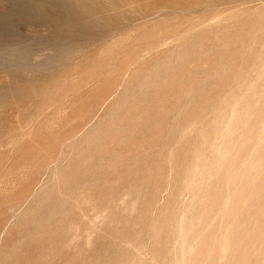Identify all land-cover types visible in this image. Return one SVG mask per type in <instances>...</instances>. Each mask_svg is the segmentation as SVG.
Masks as SVG:
<instances>
[{
  "label": "rangeland",
  "instance_id": "rangeland-1",
  "mask_svg": "<svg viewBox=\"0 0 264 264\" xmlns=\"http://www.w3.org/2000/svg\"><path fill=\"white\" fill-rule=\"evenodd\" d=\"M114 1L0 2V264H264V0Z\"/></svg>",
  "mask_w": 264,
  "mask_h": 264
},
{
  "label": "bare ground",
  "instance_id": "bare-ground-1",
  "mask_svg": "<svg viewBox=\"0 0 264 264\" xmlns=\"http://www.w3.org/2000/svg\"><path fill=\"white\" fill-rule=\"evenodd\" d=\"M18 1H19V0H18ZM35 1H36V0H35ZM43 1H44V0H43ZM48 1H49V0H48ZM55 1H56V0H55ZM89 1H90V0H89ZM112 1H113V0H112ZM115 1H116V0H115ZM115 1H114V2H115ZM129 1H130V0H129ZM218 1H220V0H218ZM218 1L216 2V4L218 3ZM226 1H227V0H226ZM232 1H233V0H232ZM248 1H249V0H248ZM0 2H1V0H0ZM2 2H3V1H2ZM20 2H21V1H20ZM20 2H19V3H20ZM23 2H24V1H23ZM25 2H26V1H25ZM110 2H111V0H110ZM133 2H134V1H133ZM212 2H213V0H212ZM221 2H222V3H223V2L225 3L224 0H221ZM246 2H247V1H246ZM251 2H252V1H251ZM262 2H263V1H262ZM3 3H4V2H3ZM11 3H12V2H11ZM19 3H18V4H19ZM27 3H28V2H27ZM42 3H43V2H42ZM50 3H51V2H50ZM103 3H104V1H103ZM111 3H112V2H111ZM135 3H136V2H135ZM229 3H234V2H229ZM229 3H228V4H229ZM235 3H236V2H235ZM235 3H234V4H235ZM249 3H250V2H249ZM252 3H253V2H252ZM0 4H2V3H0ZM20 4H21V3H20ZM30 4H31V3H30ZM37 4H38V3H37ZM44 4H45V3H44ZM115 4H116V3H115ZM115 4H114V5H115ZM125 4H126V3H125ZM212 4H213V3H212ZM212 4H211V5H212ZM218 4H219V3H218ZM243 4H245V3L243 2ZM250 4H251V3H250ZM2 5H3V4H2ZM4 5H5V3H4ZM26 5H28V4H26ZM100 5H101V4H100ZM100 5H99V6H100ZM105 5H106V4H105ZM107 5H108V4H107ZM120 5H121V4H120ZM211 5H210V6H211ZM237 5H238V4H237ZM246 5H248V4H246ZM33 6H35V5H33ZM41 6H44V5H41ZM46 6H48V5H46ZM81 6L83 7V5H81ZM96 6H98V5H96ZM102 6H103V5H102ZM131 6H132V5H131ZM213 6H214V5H213ZM2 7H3V6H2ZM8 7H9V6H8ZM11 7H12V6H11ZM27 7H28V6H26V8H27ZM50 7L52 8V6H50ZM53 7H54V6H53ZM214 7H215V6H214ZM233 7H234V6H232V8H233ZM235 7H236V6H235ZM237 7H238V6H237ZM21 8H22V6H21ZM21 8H20V9H21ZM23 8H24V7H23ZM37 8H38V7H37ZM41 8H42V7H41ZM61 8H62V7H61ZM77 8H78V7H77ZM110 8H111V7H110ZM124 8H125V7H124ZM133 8H134V6H133ZM133 8H132V9H133ZM138 8H140V7H138ZM242 8H244V7H242ZM6 9H7V8H4V10H6ZM16 9L18 10L17 7H16ZM34 9H35V8H34ZM57 9H58V8H57ZM83 9H84V8H83ZM97 9L99 10V8H97ZM100 9H101V8H100ZM126 9H127V7H126ZM244 9H245V8H244ZM2 10H3V9H2ZM4 10H3V11H4ZM14 10H15V8H14ZM40 10H41V9H40ZM49 10H50V9H49ZM64 10H65V9H64ZM68 10H69V9H68ZM103 10H104V9H103ZM113 10H114V9H113ZM116 10H117V9H116ZM18 11H19V10H18ZM36 11H37V10H36ZM36 11H35V12H36ZM81 11H82V10H81ZM83 11H85V10H83ZM105 11H107V9H106ZM117 11H118V10H117ZM38 12H39V11H38ZM40 12H41V11H40ZM42 12H43V11H42ZM42 12H41V14H42ZM58 12H59V11H58ZM58 12H57V13H58ZM72 12H73V11H72ZM100 12H101V11H100ZM107 12H108V11H107ZM131 12H132V11H131ZM133 12H134V11H133ZM135 12H136V11H135ZM1 13H3V12H1ZM4 13H5V12H4ZM8 13H10V12H8ZM8 13H7V14H8ZM27 13H28V12H27ZM55 13H56V11H55ZM69 13H70V12H69ZM83 13H84V12H83ZM87 13H88V12H87ZM142 13H143V11H142ZM155 13L157 14V12H155ZM28 14H29V13H28ZM30 14H33V13L30 12ZM60 14H61V13H60ZM70 14H71V13H70ZM103 14H104V12H103ZM11 15H12V14H11ZM43 15H44V14H43ZM47 15H48V14H47ZM71 15H72V14H71ZM78 15H79V14H78ZM123 15H124V14H123ZM140 15H141V14H140ZM26 16H27V14H26ZM48 16H49V15H48ZM76 16H77V15H76ZM89 16H90V13H89ZM91 16H92V15H91ZM91 16H90V17H91ZM114 16H115V15H114ZM153 16H154V14H153ZM42 17H43V16H41V18H42ZM44 17H45V16H44ZM49 17H50V16H49ZM61 17H62V16H61ZM64 17H65V16H64ZM66 17H67V16H66ZM66 17H65V18H66ZM77 17H78V16H77ZM92 17H93V19H94V16H92ZM142 17H143V16H142ZM34 18H35V17H34ZM39 18H40V17H39ZM50 18H51V17H50ZM67 18L69 19V17H67ZM83 18H84V16H83ZM126 18H127V15H126ZM131 18H132V17H130V20H131ZM150 18H151V17H150ZM6 19H7V18H6ZM15 19H19V20H20V18H16V17H15ZM21 19H22V18H21ZM42 19H44V18H42ZM46 19H47V18H46ZM87 19H88V18H87ZM99 19H100V18H99ZM106 19H107V18H106ZM116 19H118V18H116ZM145 19H146V18H145ZM9 20H10V19H9ZM31 20H32V19H31ZM39 20H40V19H39ZM47 20H48V19H47ZM53 20H55V19H53ZM58 20H59V18H58ZM62 20L64 21V19H62ZM69 20H70V19H69ZM94 20H96V19H94ZM132 20H134V19L132 18ZM132 20H131V21H132ZM143 20H144V19H143ZM143 20H142V21H143ZM149 20H150V19H149ZM151 20H152V19H151ZM3 21H4V20H3ZM5 21H6V20H5ZM7 21H8V20H7ZM7 21H6V22H7ZM14 21H16V20H14ZM23 21H24V20H23ZM80 21L83 22V19L80 20ZM88 21H89V20H88ZM91 21H92V20H91ZM105 21H106V20H105ZM111 21H112V20H111ZM116 21H117V20H116ZM44 22L47 23V21H44ZM56 22H57V21H56ZM60 22H61V21H60ZM60 22H58V23H60ZM73 22H74V21H73ZM84 22H85V21H84ZM93 22H96V21H93ZM122 22H123V21H122ZM4 23H5V22H4ZM40 23H41V22H40ZM68 23H69V22H68ZM87 23H89V22H87ZM101 23H103V21H101ZM116 23H117V22H116ZM132 23H134V21H133ZM143 23H144V22H143ZM27 24H28V23H27ZM29 24H30V23H29ZM47 24H48V23H47ZM49 24H50V23H49ZM52 24H53V23H52ZM78 24H79V23H78ZM113 24H115V23H113ZM3 25H5V24H3ZM10 25H11V24H10ZM16 25H17V24H16ZM18 25H19V24H18ZM32 25H33V24H32ZM41 25H42V24H41ZM41 25H40V26H41ZM56 25H59V24H56ZM83 25H84V24H83ZM69 26H70V25H69ZM71 26H72V25H71ZM84 26H85V25H84ZM86 26H87V25H86ZM109 26H110V25H109ZM34 27H35V26H34ZM50 27H51V25H50ZM66 27H67V26L65 25L64 29H66ZM72 27H73V26H72ZM124 27H125V25H124ZM7 28H8V27H7ZM16 28H18V27H16ZM37 28H39V27H37ZM51 28H52V30H53V29H54V30L57 29L56 27H55V28L51 27ZM60 28H61V27H60ZM101 28H106V29H107V27H103V26H102ZM110 28H111V27H110ZM117 28H118V27H117ZM122 28H123V27H122ZM39 29H40V28H39ZM42 29H43V28H42ZM64 29H63V30H64ZM82 29H84V27H83ZM106 29H105V30H106ZM92 30H93V29H92ZM108 30H109V29H108ZM119 30H120V29H119ZM121 30H122V29H121ZM8 31H9V30H8ZM39 31H40V30H39ZM75 31H76V30H75ZM75 31H74V32H75ZM78 31H79V30H78ZM81 31H82V30H81ZM90 31H91V30H90ZM94 31H96V30H94ZM117 31H118V29H117ZM5 32H7V30H6ZM50 32H51V30H50ZM60 32H61V31H60ZM60 32H59V33H60ZM71 32H72V31H71ZM88 32H89V31H88ZM103 32H104V31H103ZM118 32H119V31H118ZM48 33H49V32H48ZM56 33H57V32H56ZM77 33H78V32L76 31V35H77ZM80 33H83V31L80 32ZM115 33H116V32H115ZM119 33H120V32H119ZM10 34H11V33H10ZM39 34H40V33H39ZM60 34H61V33H60ZM60 34H59V35H60ZM62 34H63V32H62ZM83 34H84V33H83ZM85 34H86V32H85ZM85 34H84V35H85ZM91 34H92V32H91L89 35H91ZM100 34H101V32H100ZM52 35H53V34H52ZM72 35H73V34H72ZM74 35H75V34H74ZM76 35H75V36H76ZM105 35H106V34H105ZM112 35H113V34H112ZM9 36H11V35H9ZM12 36H13V35H12ZM28 36H29V35H28ZM28 36H27V37H28ZM36 36H37V34H36ZM61 36H62V35H61ZM63 36H64V34H63ZM63 36H62V38H63ZM67 36H68V35H67ZM81 36H82V35H81ZM81 36H80V38H81ZM98 36H99V33H98ZM106 36H107V35H106ZM13 37H14V36H13ZM18 37H19V36H18ZM21 37H22V36H21ZM24 37H25V36H24ZM40 37H41V36H40ZM54 37H55V36H54ZM58 37H59V36H58ZM77 37H79V36H77ZM77 37H76V38H77ZM84 37H85V36H84ZM88 37H89V36H88ZM102 37H104V36H102ZM14 38H15V37H14ZM25 38H26V37H25ZM25 38H24V39H25ZM32 38H33V37H32ZM46 38H47V37H46ZM62 38H61V39H62ZM66 38H67V37H66ZM86 38H87V37H86ZM99 38H100V37H99ZM17 39H18V38H17ZM71 39H72V38H71ZM83 39H84V38H83ZM87 39H88V38H87ZM100 39H101V38H100ZM100 39H99V40H100ZM11 40H12V39H11ZM21 40H22V39H21ZM27 40H28V39H26V41H27ZM32 40H35V39H32ZM42 40L44 41V39H42ZM73 40H74V39H73ZM104 40H105V39H104ZM14 41H15V40H14ZM14 41H13V42H14ZM18 41H20V40H18ZM24 41H25V40H24ZM38 41H40V40H38ZM53 41H54V40H53ZM79 41H80V40H78L77 44H79ZM86 41H87V40H86ZM90 41H91V40H90ZM92 41H93V40H92ZM94 41L96 42V40H94ZM102 41H103V40H102ZM2 42H7V41H2ZM8 42H9V41H8ZM8 42H7V43H8ZM29 42H30V41H29ZM46 42H48V41H46ZM46 42H45V43H46ZM58 42H59V41H58ZM69 42H70V41H69ZM73 42H74V41H73ZM73 42H71V43H73ZM88 42H89V41H88ZM95 42H94V45H95ZM97 42H98V41H97ZM20 43H22V42H20ZM23 43H24V42H23ZM23 43H22V44H23ZM38 43H39V42H38ZM43 43H44V42H43ZM56 43H57V41L55 42V45H56ZM59 43H60V42H59ZM75 43H76V42H75ZM80 43H81V42H80ZM83 43H84V42H82V44H83ZM86 43H87V42H86ZM10 44H11V42H10ZM14 44L16 45V44H18V43H14ZM61 44H62V43H61ZM61 44H60V47H61ZM77 44H75V45H77ZM82 44H81V45H82ZM91 44H92V43H91ZM3 45H4V44H3ZM5 45H6V44H5ZM12 45H13V44H12ZM15 45H14V46H15ZM19 45H20V44H19ZM33 45H34V44H33ZM55 45H54V46H55ZM57 45H58V44H57ZM66 45H67V44H66ZM81 45H80V46H81ZM83 45H84V44H83ZM89 45H90V44H89ZM9 46H10V45H9ZM9 46H6V47H9ZM22 46H25V45H22ZM22 46H21V47H22ZM26 46H29V45H26ZM46 46H47V45H46ZM62 46H64V47H63V49H64V48H65V44H63ZM86 46H87V48H86V47H85V48L83 47V51H84V49H86V50L88 49L89 46H88V45H86ZM0 47H1V46H0ZM2 47H3V46H2ZM19 47H20V46H19ZM37 47H38V46H37ZM41 47H42V46H41ZM57 47H58V46H57ZM57 47H56V48H57ZM76 47H79V46H75V48H76ZM10 48H12V47H10ZM32 48H33V47H32ZM35 48H36V47H35ZM54 48H55V47H54ZM71 48H72V47H71ZM71 48H70V49H71ZM81 48H82V47H81ZM5 49L7 50V48H5ZM8 49H9V48H8ZM52 49H53V48H52ZM52 49H51V50H52ZM58 49H59V47H58ZM58 49H57L56 51H58ZM68 49H69V47H68ZM18 50H19V49H17V51H18ZM24 50H25V49H24ZM65 50H66V48H65ZM0 51H1V50H0ZM3 51H4V50H3ZM8 51H9V50H8ZM25 51H26V50H25ZM29 51H30V50H29ZM29 51H28V52H29ZM38 51H40V50H38ZM43 51H45V50H43ZM53 51H54V50H53ZM56 51H55V52H56ZM60 51H61V50H60ZM77 51H78V50H77ZM79 51H80V50H79ZM79 51H78V52H79ZM9 52H10V51H9ZM9 52H8V54H9ZM15 52H16V50H15ZM19 52H21V51L19 50ZM30 52H31V51H30ZM66 52H67V51H65V53H66ZM68 52H72V51L69 50ZM80 52H82V51H80ZM4 53H5V51H4ZM17 53H18V52H16V54H17ZM52 53H53V52H52ZM58 53H59V51H58ZM58 53H57V54H58ZM65 53H64V51H63V54H65ZM74 53L77 54L76 51H75ZM37 54H38V53H37ZM41 54H42V53H41ZM43 54H44V53H43ZM61 54H62V52H61ZM61 54L59 55V57L61 56ZM63 54H62V55H63ZM68 54H69V53H68ZM4 55H5V54H4ZM9 55H11V54H9ZM19 55H20V57H21V55H23V53H21V54H19ZM19 55H18V56H19ZM78 55H80V54H78ZM82 55H83V54H82ZM24 56H25V55H24ZM64 56H67V55H64ZM5 57H9V56H5ZM27 57H29V56L27 55ZM27 57H26V59H27ZM47 57H48V56H47ZM50 57H51V56H50ZM56 57H57V56H56ZM59 57H58V58H59ZM62 57H63V56H62ZM0 58H1V57H0ZM9 58H10V57H9ZM9 58H8V59H9ZM23 58H24V57H23ZM74 58H76V57H74ZM29 59H30V58H29ZM46 59H47V58H46ZM52 59H53V58H52ZM54 59H55V58H54ZM63 59H65V58H63ZM72 59H73V58H72ZM32 60H33V59H32ZM61 60H62V59H61ZM70 60H71V59H70ZM70 60H69V61H70ZM9 61H10V60H9ZM13 61H14V60H13ZM20 61H21V59H20ZM43 61L46 62V60H43ZM58 61H59V59H58ZM72 61H73V60H72ZM2 62H3V61H2ZM11 62H12V61H11ZM14 62H15V61H14ZM32 62H33V61H32ZM37 62H38V61H37ZM39 62H40V61H39ZM54 62H55V61H54ZM54 62H53V63H54ZM5 63H6V62H5ZM29 63H31V62H28V64H29ZM48 63H49V62H47L46 64H48ZM61 63H62V62H61ZM70 63H71V62H69V64L66 63V65H69V66H70V65H71ZM7 64H8V63H7ZM23 64H24V63H23ZM26 64H27V63H26ZM31 64H32V63H31ZM39 64H40V63H39ZM39 64H38V65H39ZM42 64H45V63L42 62ZM51 64H52V62L50 63V67H51ZM54 64H55V63H54ZM56 64H57V63H56ZM73 64H75V63H73ZM14 65H16V64H14ZM20 65H21V64H20ZM32 65H34V64H32ZM58 65H59V64H58ZM63 65H65V64H63ZM1 66H2V65H1ZM21 66H22V65H21ZM34 66H35V65H34ZM39 66H40V65H39ZM39 66H38V67H39ZM53 66H54V65H53ZM61 66H62V65H61ZM42 67H43V66H42ZM44 67H46V66H44ZM50 67H49V68H50ZM72 67H73V66H72ZM5 68H6V67H5ZM8 68H10V67H8ZM35 68H36V67H35ZM32 69H33V68H32ZM67 69H68V68H67ZM17 70H18V69H17ZM0 71H1V70H0ZM9 71H11V70H9ZM27 71H28V70H27ZM35 71H36V70H35ZM35 71H34V72H35ZM42 71H46V70H42ZM52 71H53V70H52ZM59 71H61V70H59ZM1 72H2V71H1ZM4 72H5V71H4ZM18 72H19V71H18ZM10 73H11V72H10ZM28 73H29V71H28ZM48 73H49V72H48ZM58 73H59V72H58ZM29 74H31V72H30ZM32 74H33V73H32ZM38 74H39V73H38ZM38 74H37V75H38ZM41 74H42V73H41ZM59 74H60V73H59ZM8 75H9V74H8ZM12 75H13V74H12ZM51 75H52V74H51ZM51 75H50V76H51ZM47 76H49V75H47ZM47 76L45 75V77H47ZM59 76H60V75H59ZM12 77H13V76H12ZM12 77H11V78H12ZM33 77H34V76H33ZM42 77H43V76H42ZM45 77H43L42 79H44ZM9 78H10V77H9ZM11 78H10V80H11ZM34 78H35V77H34ZM14 79L17 80L18 78H15V77H14ZM35 79H36V78H35ZM42 79H41V80H42ZM46 79H47V78H46ZM49 79H50V77H49ZM24 80H26V79H24ZM24 80H23V81H24ZM57 80H58V79H57ZM18 81H20V80H17V82H18ZM34 81H35V80H34ZM9 82H10V81H9ZM11 82H12V81H11ZM36 82H37V80H36ZM36 82H35V83H36ZM47 82H48V79H47ZM54 82H55V81H54ZM11 84H12V83H11ZM38 84H39V83H37V85H38ZM18 85H20V83H19ZM18 85H17V86H18ZM14 86H15V85H14ZM17 86H16V87H17ZM31 86H32V85H31ZM26 87H27V86H26ZM39 87H40V86H39ZM12 88H13V87H12ZM7 89H8V88H7ZM4 90H5V88H4ZM34 90H35V89H34ZM35 91H36V90H35ZM108 92H109V91H108ZM115 92H116V91H115ZM5 93H6V92H5ZM30 93H31V92H30ZM8 95H9V93H8ZM4 96H5V95H4ZM12 96H13V95H12ZM29 98H30V96L28 97V99H29ZM30 99H31V98H30ZM24 101H26V100H24ZM259 101H260V100H259ZM249 114H250V113H249ZM255 119H257V118H255ZM255 123H257V122H255ZM255 125H256V124H255ZM247 126H248V125H247ZM254 127H255V126H254ZM253 131H254V130H253ZM240 141H241V140H240ZM247 143H249V142H247ZM247 143H246V144H247ZM241 150H242V149H241ZM233 151H234V150H233ZM227 152H228V151H227ZM243 153H244V152H243ZM228 154H229V153H228ZM230 155H231V154H230ZM241 155H242V154H241ZM244 155H245V154H243L242 156H244ZM226 156H227V155H226ZM232 156H233V155H232ZM242 156H241V158H242ZM238 157H239V156H238ZM236 158H237V157H236ZM236 158H234L235 161H236ZM229 159H230V158H229ZM231 159H232V158H231ZM242 159H243V158H242ZM242 159H241V161H242ZM220 162H221V161H220ZM234 165H235V164H234ZM235 167H236V166H235ZM228 168H229V167H228ZM231 169H232V168H231ZM224 170H225V169H224ZM226 170H227V169H226ZM233 170H234V169H233ZM228 171H229V170H228ZM231 171H232V170H231ZM224 172H226V171H224ZM263 172H264V171H263ZM231 173H232V172H231ZM263 174H264V173H263ZM263 174H262V176H259V177L262 178V177L264 176ZM230 175H231V174H230ZM221 176H222V175H221ZM223 176H224V174H223ZM257 176H258V175H257ZM238 177H239V176H238ZM226 178H227V177H226ZM253 179H254V178H253ZM253 179H252V180H253ZM257 179H258V178H257ZM263 179H264V177H263ZM263 179H262V180L260 179V181H263ZM247 181H249V179H247ZM253 181H254V180H253ZM256 182H257V181H256ZM258 182H259V181H258ZM258 182H257V183H258ZM238 183H239V182H238ZM244 183H245V182H244ZM248 183H249V182H248ZM259 183H260V182H259ZM259 183H258V185H259ZM261 183H262V182H261ZM261 183H260V185H261ZM233 184H234V183H233ZM246 184H247V183H246ZM230 185H231V184H230ZM249 185H250V184H249ZM255 185H257V184H255ZM262 185H263V183H262ZM245 187L247 188L248 185L245 186ZM263 187H264V185H263ZM257 189H259V188H257ZM257 189H256V191H257ZM261 189H263V188H261ZM261 189H259V190H261ZM244 190H245V189H244ZM244 190H243V191H244ZM263 190H264V189H263ZM241 191H242V190H241ZM244 192H247V191H244ZM246 194H247V193H246ZM246 194H245V195H246ZM236 195H237V194H236ZM239 195H240V194L238 193L237 196H239ZM248 195H249V191H248ZM240 196L242 197V192H241V195H240ZM244 197H246V196H244ZM244 197H243V198H244ZM253 197H254V196H253ZM235 198H239V197H235ZM243 198H242V199H243ZM243 200H246V198H244ZM249 200H250V199H249ZM249 200H248V202H249ZM233 201H234V200H233ZM239 201H240V205H241V203H242L241 200H238V202H236V201H235V202H236V204H237V203H239ZM235 202H234V203H235ZM246 202H247V201H246ZM253 202H254V201H253ZM243 203H244V202H243ZM249 204H250V203H249ZM231 205H232V204H231ZM233 205H234V204H233ZM240 205H239V206H240ZM244 205H245V204H244ZM239 206H238V207H239ZM248 206H249V205H248ZM230 207H231V206H230ZM236 207H237V206H236ZM236 207H235V208H236ZM231 208H232V207H231ZM235 208H234V206H233V209H234V210H235ZM240 208H241V206H240ZM242 208H243V207H242ZM244 208H245V207H244ZM237 209H238V208H237ZM238 210H239V209H238ZM238 210H237V211H238ZM243 210H244V209H243ZM228 211H229V210H228ZM227 213H228V212H227ZM230 213H231V211H230ZM233 213H234V212H233ZM236 213H237V212H236ZM231 215H232V214H231ZM231 215H230V216H231ZM231 217H232V216H231ZM231 217H230V218H231ZM232 218H234V217H232ZM230 220H232V219H230ZM233 222H234V221H233ZM231 223H232V222H231ZM245 228H246V227H245ZM244 231H245V230H244ZM240 235H241V234H240ZM243 235H244V234H243ZM245 238H246V237H245ZM238 239H239V238H238ZM187 242H188V241H187ZM200 247H201V246H200ZM239 248H240V247H239ZM194 250H195V249H194ZM238 251H239V250H238ZM196 253H198V252H196ZM196 253H194V254H196ZM194 258H196V256H195ZM199 259H200V257H199ZM199 259H198V263H199ZM195 261H196V260H195Z\"/></svg>",
  "mask_w": 264,
  "mask_h": 264
}]
</instances>
